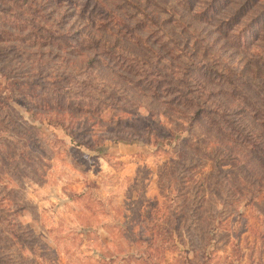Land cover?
Wrapping results in <instances>:
<instances>
[{
    "label": "rangeland",
    "instance_id": "obj_1",
    "mask_svg": "<svg viewBox=\"0 0 264 264\" xmlns=\"http://www.w3.org/2000/svg\"><path fill=\"white\" fill-rule=\"evenodd\" d=\"M262 137L264 0H0V264H264Z\"/></svg>",
    "mask_w": 264,
    "mask_h": 264
},
{
    "label": "trees",
    "instance_id": "obj_2",
    "mask_svg": "<svg viewBox=\"0 0 264 264\" xmlns=\"http://www.w3.org/2000/svg\"><path fill=\"white\" fill-rule=\"evenodd\" d=\"M86 1H89V0H86ZM176 92H178V93H182L183 95H185V89L183 88V87H179L178 86V89L176 88ZM187 104H189V103H187ZM190 106H192V107H194L195 105L193 104V103H191V105ZM195 112H197V111H195ZM197 115V114H196ZM195 115V116H196ZM195 116H193V117H195ZM263 138V140H264V137H262ZM231 139L232 140H234V141H237V142H241L242 141V139H243V137L241 136V137H237L236 135H231ZM258 139H254V140H251L250 141V144H251V146H252V150H251V153H252V155L253 156H255V153L254 152H257V150L259 151V150H264L263 148H261V147H259L258 145H259V143H258V141H257ZM244 142H246V139L244 140ZM258 149H257V148ZM255 150V151H254ZM260 160L262 161V162H264V155H260Z\"/></svg>",
    "mask_w": 264,
    "mask_h": 264
}]
</instances>
